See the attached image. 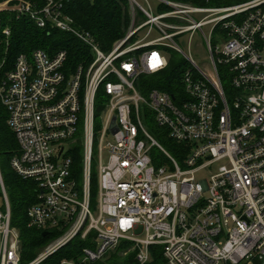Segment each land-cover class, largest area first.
<instances>
[{
	"label": "built area",
	"instance_id": "obj_1",
	"mask_svg": "<svg viewBox=\"0 0 264 264\" xmlns=\"http://www.w3.org/2000/svg\"><path fill=\"white\" fill-rule=\"evenodd\" d=\"M127 1L129 28L107 52L74 27L61 1L0 3L6 46L8 23L25 18L73 35L90 55L69 73L64 50L20 53L8 70L0 62V103L18 145L10 167L36 185L28 227L60 233L27 264H40L77 236L90 242L82 263L124 241L123 255L134 251L136 264L151 261V246L161 247L162 264H264V0H154L156 10ZM196 32L212 77L176 40ZM174 51L185 57L177 92L144 90L141 77L164 71ZM159 138L175 143L178 158ZM78 144L80 188L71 171ZM0 190V264H20L1 174Z\"/></svg>",
	"mask_w": 264,
	"mask_h": 264
},
{
	"label": "trees",
	"instance_id": "obj_2",
	"mask_svg": "<svg viewBox=\"0 0 264 264\" xmlns=\"http://www.w3.org/2000/svg\"><path fill=\"white\" fill-rule=\"evenodd\" d=\"M14 3L17 0H0ZM40 7L45 0H18ZM61 1L63 10L72 20L74 27L88 33L98 44L101 50L107 52L113 43L124 37L130 25V8L127 0H54ZM192 3L194 5L226 3L227 0H177ZM4 20L6 15H1ZM6 25L0 23V62L4 59V70L11 68L16 56L20 53L29 54L35 49H40L54 55L64 50L67 53L65 71L72 72L77 65L90 60L89 51L73 35L59 30L38 29L30 21L23 18L8 23L10 36L7 46L1 33ZM184 56L177 52L171 53L167 68L161 73L152 76L141 77L144 90L157 89L161 92L173 94L177 92L181 72L180 68L185 64ZM180 88V85H179ZM101 98L97 95L95 102V118L98 117L101 108ZM159 140H161L159 138ZM161 142L169 151L178 158L175 151V143L170 141ZM18 151L16 139L7 125V113L0 103V174L5 187L10 206V225L19 233V257L20 264L32 261L52 240L60 235L59 232L49 231L43 236V231L28 227L26 216L27 209L37 202V191L34 182L23 180L17 176L10 167V159ZM71 171L77 182L78 188L82 178V152L78 144L71 153ZM97 193L96 173L92 169L90 177V204L95 205ZM1 194V192H0ZM93 236V234H90ZM90 245L89 240H82L79 236L72 239L67 245L58 249L40 264H136L135 252L129 251L125 255L128 243L122 241L119 246L107 253L101 260L90 263L81 262L82 249ZM151 261L147 264H162L160 246H151Z\"/></svg>",
	"mask_w": 264,
	"mask_h": 264
},
{
	"label": "rangeland",
	"instance_id": "obj_3",
	"mask_svg": "<svg viewBox=\"0 0 264 264\" xmlns=\"http://www.w3.org/2000/svg\"><path fill=\"white\" fill-rule=\"evenodd\" d=\"M135 1L139 5L143 6L144 8H146L147 4H149L152 7V9L156 10L157 3L154 0H135ZM141 20H143V19H141ZM203 33L208 37L210 34V27L205 26L203 28ZM156 36L157 35L155 33H152L150 39L155 38ZM176 40H177L179 46L181 47V49L184 51V53L187 54L194 61V63L198 66V68L202 69L207 75L212 77L213 76V69H212V66L210 64L209 54L207 52L205 41L202 38L201 34L199 32H196L191 37L189 36V34H183V36L177 37ZM188 65L193 66L190 61H189ZM148 128L153 134H155V136L158 137V135H157L158 132H157V129L155 127L151 126ZM161 140L163 142H166L163 139H161ZM161 140H159V141L161 142ZM162 145L169 152V149L167 148V146L164 145L163 143H162ZM104 161H105V159H104ZM218 164H220V162ZM197 175H198V178H202L204 176V173L202 172V173H199ZM3 186H4V184H3ZM4 189H5V187H4ZM0 192H1V190H0ZM3 211H4V201H3L2 195L0 194V212H3Z\"/></svg>",
	"mask_w": 264,
	"mask_h": 264
},
{
	"label": "water",
	"instance_id": "obj_4",
	"mask_svg": "<svg viewBox=\"0 0 264 264\" xmlns=\"http://www.w3.org/2000/svg\"><path fill=\"white\" fill-rule=\"evenodd\" d=\"M47 233L46 232H43V236H45ZM70 242V241H69ZM69 242H67L65 245H67ZM65 245H63V246H65Z\"/></svg>",
	"mask_w": 264,
	"mask_h": 264
}]
</instances>
